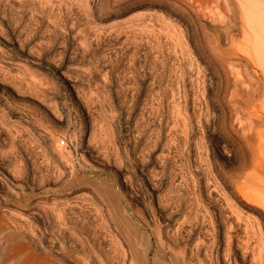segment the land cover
I'll return each instance as SVG.
<instances>
[{
    "label": "rangeland",
    "instance_id": "rangeland-1",
    "mask_svg": "<svg viewBox=\"0 0 264 264\" xmlns=\"http://www.w3.org/2000/svg\"><path fill=\"white\" fill-rule=\"evenodd\" d=\"M117 201L264 264V0H0V264H127Z\"/></svg>",
    "mask_w": 264,
    "mask_h": 264
},
{
    "label": "bare ground",
    "instance_id": "bare-ground-1",
    "mask_svg": "<svg viewBox=\"0 0 264 264\" xmlns=\"http://www.w3.org/2000/svg\"><path fill=\"white\" fill-rule=\"evenodd\" d=\"M115 205H116V209H114V210H115V212L117 211V217H119L118 219L121 220L120 223L122 222L121 226H124L126 228L125 231L127 233L129 232L132 236V239L130 240V251H129L130 256L128 258L127 264H195V262L192 260L193 255H199L202 252L205 254V257L208 259L209 264H212L213 258L218 259L219 251H218V248L216 247V245L212 244L213 242L211 243V242H208V240H204V239H201L200 241L196 240L194 242V244H192L187 250L183 248L181 250V254L179 257L175 251V252H172L170 259H167V253H166L167 251L166 250H167V247L171 246V244L170 245L167 244V242H165L159 235H157V237H158L157 244H156L155 249H154V254L151 257L150 253H151V250L153 249L154 245H153V242L151 241L150 234H145L144 232H142V230L140 228H138L134 223H132V221L123 212L122 208L118 204V201L115 202ZM179 228H181V227H179ZM121 229H122V227H121ZM127 233L126 234L124 233V234L127 235ZM128 236L130 237V235H128ZM128 236L126 237L127 240H128ZM118 240H117V242L120 243ZM21 245L23 247H28V245L25 242H24V244L22 242ZM119 245H117V246H119ZM19 250L14 249L12 251L11 250L6 251V253L3 256V260L5 261V260L11 259V258L16 259V258L20 257L19 259H23L24 262L28 263V261H30L31 259H35V260L36 259H40V260L41 259H47L46 256H43V255L39 254L38 252H35L34 250H29L28 252L20 254L23 256V257H21L19 255ZM171 250H174V248L173 249L171 248ZM20 252H21V250H20ZM66 253H68V252H66ZM66 253H64V254H66ZM69 254H68V256H71ZM222 256L224 258V254H222ZM60 257H58V256L49 257L48 256V258L51 262V263L49 262V264H63L61 262L62 258H60ZM1 259H2V256L0 257V260ZM100 262H101V264H103L102 260ZM125 262H126V260H125ZM206 262L203 259V257H201V258H199L198 264H206ZM123 263H124V261H123Z\"/></svg>",
    "mask_w": 264,
    "mask_h": 264
}]
</instances>
